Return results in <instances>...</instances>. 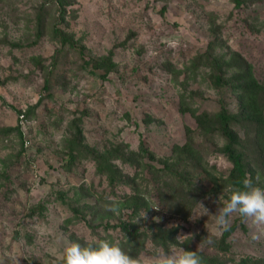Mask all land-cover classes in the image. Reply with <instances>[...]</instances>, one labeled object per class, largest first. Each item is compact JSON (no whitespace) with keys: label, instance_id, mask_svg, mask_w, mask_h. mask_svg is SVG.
Segmentation results:
<instances>
[{"label":"rangeland","instance_id":"rangeland-1","mask_svg":"<svg viewBox=\"0 0 264 264\" xmlns=\"http://www.w3.org/2000/svg\"><path fill=\"white\" fill-rule=\"evenodd\" d=\"M239 1L65 0L61 14L59 0H0V264H63L68 243H120L125 221L179 230L182 246L149 237L139 257L189 244L214 264H264V227L234 214L218 231L214 216L233 163L213 114L242 109L238 78L264 86V0ZM177 148L197 149L179 168L185 191L162 170ZM106 153L119 155L115 185L97 170ZM247 156L264 188L260 149Z\"/></svg>","mask_w":264,"mask_h":264},{"label":"trees","instance_id":"trees-1","mask_svg":"<svg viewBox=\"0 0 264 264\" xmlns=\"http://www.w3.org/2000/svg\"><path fill=\"white\" fill-rule=\"evenodd\" d=\"M236 1L237 4H240L239 0ZM59 3H61L62 5L61 14H65V0H59ZM56 34L61 35V38L64 42L70 43L72 41L71 39L63 35L61 29L57 28ZM74 44L75 43H71V45ZM246 72L247 70L243 71V73ZM240 74H242V72ZM242 79H244V85H239L238 87L242 91H239L235 86V91H237L236 93L238 94L242 109L239 108V112H236L235 114L229 113L226 110H222L215 115L213 114L214 121H220L221 127L219 128V130L222 132V135L225 137V139H227L224 152L233 163L231 173L226 180L227 182H229V185L241 184L245 179L252 182V178L256 180L258 176H261L260 172H263V168L254 167L249 162L250 160H247L249 158L247 156V151L249 149L250 152L251 147H253L254 149L258 147L260 149L261 158H263L261 166L264 167V130L260 128L262 126L261 123L263 122V110L259 109L260 105L264 104V86L257 84V86L252 90V85L256 83V80L252 78L250 79V81H248L249 77H244L238 78V82H240ZM216 84H219V86L225 85V83L222 82L220 76H217ZM251 111H255L256 115H253ZM204 116L206 117V114ZM202 118L203 116H200L201 124H203ZM237 125L241 126L240 130L244 132V135L239 132V128H236ZM190 147L191 144L188 143L187 147L183 149L191 150ZM181 149L182 148H177L172 158L163 160L164 167L162 170L164 172V177L167 176L166 174H169V179L170 177L174 180L176 179L177 186L181 190L185 191L186 187L189 186V184L185 180L187 178H184V174H181V172L179 171V168L182 166H185L186 168L189 167V164L196 158L197 149L195 151H191L188 156L183 158L182 156L184 152L179 151ZM134 155H137V153H124L125 157L122 158L125 159L126 156H128L126 158L127 160H133L135 159ZM118 156L119 155H114L113 153L99 154L97 156L98 172L107 175L109 182L114 185L122 179L121 170L113 161V159L118 158ZM69 157L74 158V155L71 154ZM204 170L207 171L208 168H204ZM263 174L264 173H262V175ZM217 181L215 182L217 183ZM139 199L142 198H140L138 194H135L130 202L127 200L125 201V205L127 204L130 208H132L133 213L136 215L142 206V202ZM121 227L125 231V237L120 240L119 244L125 252L133 257H139L146 244V239H148L149 237L154 241L156 245L161 246L167 251L172 249L173 247L183 245L182 241H180L178 238V228L159 227L156 231H153V233L149 235L140 232L134 224H131L127 221L121 223ZM227 236L228 232L224 234L223 243L225 242ZM185 250L196 251L198 255L202 257L203 264H214L215 258L211 256L206 257L203 253L195 250L194 248H191L189 244L186 245Z\"/></svg>","mask_w":264,"mask_h":264},{"label":"clouds","instance_id":"clouds-1","mask_svg":"<svg viewBox=\"0 0 264 264\" xmlns=\"http://www.w3.org/2000/svg\"><path fill=\"white\" fill-rule=\"evenodd\" d=\"M225 191L228 199L214 215L218 231L229 230L234 214L258 227H264V188L254 186L245 179L241 184L229 185ZM119 203L113 199L110 210L117 211ZM200 205L205 215L208 214L203 204ZM252 239H259V234L253 233ZM63 264H203V260L196 251L184 249L179 254H163L155 259L133 257L118 242L103 240L99 243L85 241L83 245L78 242L66 244L63 247Z\"/></svg>","mask_w":264,"mask_h":264}]
</instances>
